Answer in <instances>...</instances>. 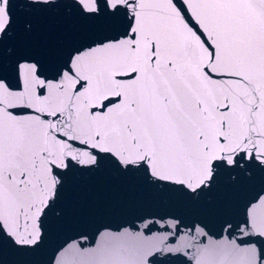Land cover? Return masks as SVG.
<instances>
[{"label": "snow or ice", "instance_id": "6c2138e0", "mask_svg": "<svg viewBox=\"0 0 264 264\" xmlns=\"http://www.w3.org/2000/svg\"><path fill=\"white\" fill-rule=\"evenodd\" d=\"M8 4L0 0V38L12 25ZM71 7L130 23L122 39L78 53L52 78L25 62L16 87L0 79V233L35 245L61 174L96 166L99 153L190 193L221 167L264 165V0Z\"/></svg>", "mask_w": 264, "mask_h": 264}, {"label": "water", "instance_id": "95a60500", "mask_svg": "<svg viewBox=\"0 0 264 264\" xmlns=\"http://www.w3.org/2000/svg\"><path fill=\"white\" fill-rule=\"evenodd\" d=\"M71 3L9 0L0 79L16 87L25 62L52 78L78 53L123 38L130 20L88 17ZM98 158L61 174L35 245L0 233V264H264V165L221 167L210 186L190 193L154 180L143 165Z\"/></svg>", "mask_w": 264, "mask_h": 264}]
</instances>
